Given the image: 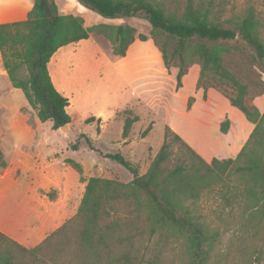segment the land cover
Listing matches in <instances>:
<instances>
[{"label":"trees","instance_id":"1","mask_svg":"<svg viewBox=\"0 0 264 264\" xmlns=\"http://www.w3.org/2000/svg\"><path fill=\"white\" fill-rule=\"evenodd\" d=\"M76 1L108 20L147 21L166 68L178 69L177 90L197 64L201 68L198 89L220 92L255 129L236 159H214L210 164L166 126L163 146L145 175H140L136 164L121 153L103 154L89 136L80 134L76 143H70L73 152H78L85 140L91 151L129 171L132 181L124 184L97 177L86 180L76 215L34 249L0 232V264H164L167 249L178 240L186 246L189 264H216L218 234L195 219L185 203L198 197L197 184L211 180L194 162L222 173L240 163L237 173L246 183L243 193L264 205V113L247 100V86L226 67L224 59L229 53L226 43L241 44L248 53L249 68L264 73V9L251 6L236 20L225 16L229 0ZM157 33L177 40L172 57L159 46ZM93 34L107 39L118 58L126 57L137 39H149L138 35L130 25L87 27L83 18L61 14L56 0H35L27 20L0 24V50L12 86L23 92L41 123L52 122L54 131L73 120L67 111L69 99L55 87L49 63L61 48L88 40ZM175 59L176 64L172 62ZM228 88L238 91L235 99L228 94ZM193 103L191 98L189 109ZM92 121L94 118L87 124ZM138 121V117L125 120L124 140ZM228 131L229 121L221 125L222 133ZM176 147L187 159L170 170L168 164ZM66 163L83 174L81 165L74 160L67 159Z\"/></svg>","mask_w":264,"mask_h":264},{"label":"rangeland","instance_id":"2","mask_svg":"<svg viewBox=\"0 0 264 264\" xmlns=\"http://www.w3.org/2000/svg\"><path fill=\"white\" fill-rule=\"evenodd\" d=\"M4 1L0 3V11L9 9L10 11L7 10L6 16L8 17L10 12L14 14L13 10L15 7L10 5L11 0ZM19 1L26 3L32 2V0ZM229 1L230 4L225 13L226 18L229 19L239 20L251 6L259 10L264 9V0ZM12 2L14 3V1ZM56 2L60 5L61 9L68 7L69 15H76L77 17L83 18L86 26L96 23L94 20L96 17L92 13L79 11L76 8V6H79L80 9L86 10L77 1V3H73L74 1L70 0H56ZM10 7L12 8L10 9ZM16 8L18 11V7ZM5 20L7 19L5 18ZM118 24L122 23L116 22L107 25L119 26ZM134 26L138 35L143 34L151 39L152 27L147 21L137 18ZM94 38L96 37L93 36V39L85 45H76L70 57L73 60L79 56L84 62L82 65L84 69L82 71V78L85 80L83 89L97 99V107L95 106L90 109L91 114L97 116L100 108L110 111L108 106L111 101L115 100L113 94L114 87L106 78L108 69L107 61L105 60L108 56H113L112 45L103 37L106 41L105 46H97ZM157 42L160 47L166 48L168 56L172 57L178 45L177 40L157 33ZM224 47L229 49V53L224 55L226 67L242 84L247 86V100L255 105L261 113H264V108L260 109L256 105L258 99L261 98L264 100V73L257 68H249L248 53L241 44L235 42L226 43ZM134 50L135 47L131 51L133 54L128 60L124 61L125 63L137 57L134 55ZM140 50V56L146 58L152 57L151 51L147 48L143 47ZM190 59L193 60L192 58ZM99 60H102L104 63L102 62L101 64ZM172 62L176 64L178 60L175 59ZM53 66H56V64H53ZM74 67V64L70 65V70L72 71ZM8 82L7 80H0V99L1 101L3 100L0 104V180L10 177L11 171L8 169L9 167L11 169L14 168L17 157L25 153L40 152L44 147H48L45 145H32V142H39L41 140L46 142L47 140L50 144V149L55 150L58 146L61 147L59 141L66 140L62 130H53L52 122L41 123L37 117V111L27 103L23 92L13 88ZM55 84L63 89L64 81L62 78L61 80L55 78ZM134 86L138 91L141 90L137 82L134 83ZM153 89L156 90L155 88ZM228 94L235 99L238 96V91L228 88ZM74 107L75 103L72 101L71 109ZM129 112L131 111L118 113V117L114 118L103 117L101 122H98L97 117L91 115L87 117L84 123H79V117L84 115L81 112L78 118H76V123L68 126L71 130L72 138L75 141L79 139L78 136L80 134H85L92 139L93 146L98 151L103 154L121 153L126 159L136 164L139 168L140 175H145L163 146L164 132L163 129H157L155 134L149 138L150 140H147L148 138L146 137L150 131L149 133L147 131L146 134L144 132L148 128H152V125L148 122L144 129H142L143 124L137 125L135 128L133 125L130 137L135 136V138L131 139V141H125L122 136L124 121L128 117L134 118V113ZM91 118H94L95 121L87 124V121ZM227 121H229V130L232 127L235 132H242V125L238 118L232 115L227 116L222 123ZM58 142L59 145H55ZM70 152L71 159L76 160L85 167L83 174L86 180L91 177H97L127 184L133 179L130 172L118 163L104 159L99 153L91 151L85 140H82L79 152ZM58 153L60 154L61 152L59 151ZM186 159L187 156L181 151L180 147L174 148L168 164L169 169H176ZM224 160L228 159L221 161ZM194 163L202 169V174L206 175L209 179L211 178V180L210 182L207 180L204 183L197 184L198 197L188 200L185 206L195 219L207 226L212 233L218 234L214 252L216 264H264V205L262 201L250 199L243 193L246 183L237 173V168L241 164L231 165L226 169L225 173H222L220 170H208L198 162ZM11 176L14 178V173ZM203 187L205 189H202ZM0 188H9V186L0 183ZM42 194L48 195L51 199L54 198L53 191L47 193L43 190ZM5 204L1 195L0 219L3 218L4 212L6 211ZM54 209L55 207L51 205L49 207L46 205L43 206L38 212L40 219L44 215L51 216ZM4 226L9 231L15 232L20 238L29 234L28 230L23 231L8 221H5ZM164 264H189L187 249L181 240L172 242L171 246L167 249Z\"/></svg>","mask_w":264,"mask_h":264},{"label":"crops","instance_id":"3","mask_svg":"<svg viewBox=\"0 0 264 264\" xmlns=\"http://www.w3.org/2000/svg\"><path fill=\"white\" fill-rule=\"evenodd\" d=\"M2 1L4 0H0V3ZM34 1L26 3L11 0L10 5L15 7H13L14 14L10 12V15L6 17L7 10H10L3 9V11H0V24L25 20L34 6ZM70 1L77 3L76 0ZM16 7H18V11ZM58 7L61 14L69 15L68 7L61 9L59 4ZM76 8L79 11L90 12L96 17L94 18L96 23L87 27L116 22L122 23L118 24L119 26L130 25L135 27L134 24L137 18L108 20L85 7L86 10L80 9L79 6H76ZM93 36L96 37L94 42L97 46H105V39L93 34L88 40L61 48L49 63V72L55 87L64 97L69 99L70 105L67 111L72 117V124L76 123V118L81 112L84 115L79 117L78 122L84 123L88 116L93 115L90 109L97 107V99L83 89L85 80L82 78V71L84 70L82 68L84 64L82 58L77 56L72 60L70 57L76 45H85L93 39ZM133 47H135L134 55L137 57L125 63L124 61L128 60L133 54V52L131 53ZM143 47L151 51V58L139 55L140 49ZM105 60L108 69L106 78L114 87L115 101L110 102L108 106L110 111L100 108L97 116L93 115L98 120L103 119V117H118V113L131 111L134 113V118H139V121L134 123V128L143 124L142 129H144L148 122L152 125L150 133L146 137L147 140H150L149 138L155 134L157 129H163L164 132L165 127L168 126L182 137L207 163H211L214 159H236L255 129V125L249 122L245 115L233 107L230 101L217 90L209 89L205 92L204 89H198L201 74L199 65L196 64L190 68L188 74L183 78L182 88L177 90L178 69L172 68L169 71L166 68L163 56L152 39H148L146 42L137 39L130 47L126 57L118 58L113 55L112 57L108 56ZM99 62L102 64L103 61L99 60ZM53 64H56V66H53ZM72 64L75 67L71 71L70 65ZM55 78L58 80L62 78L64 81L63 89L55 84ZM8 79V72L4 66L0 50V80H7L8 82ZM135 82L138 83L140 91L135 88ZM8 83L12 85L10 79ZM205 94L207 95L206 99ZM191 98L194 99V103L189 109L188 105ZM2 101L0 99V104ZM72 101L75 103L73 109H71ZM256 105L263 109L264 100L258 99ZM231 115L240 120L242 132H235L232 127L227 134L221 132L222 122L227 116ZM72 137L59 141L61 147L58 146L55 150L50 149L47 140L46 142H43V140L32 142V145H45L48 147H44V151L40 150V152L31 154L25 153L17 157L14 168L9 167L8 169L11 171L10 177L0 180L1 184L9 186V188H0V196L2 195L6 203V211L3 218L0 219V232L27 249H34L63 226L66 221L75 216L81 204L87 185L86 178L84 174H80L75 168L66 163L67 159H71L70 143L78 141V139L75 141ZM129 137L125 141H131L135 138V136ZM241 138L242 140H240ZM160 141L159 143H161ZM59 142L55 145H59ZM74 161L80 164L76 160ZM80 165L85 171V167L82 164ZM12 173H14V178L11 176ZM43 190L47 193L53 191L54 198L51 199L48 195L42 194ZM45 205L47 207L51 205L55 209L51 216L44 215L40 219L39 209ZM5 221L23 231L28 230L29 234L23 238L18 237L15 232L9 231L4 226Z\"/></svg>","mask_w":264,"mask_h":264},{"label":"water","instance_id":"4","mask_svg":"<svg viewBox=\"0 0 264 264\" xmlns=\"http://www.w3.org/2000/svg\"><path fill=\"white\" fill-rule=\"evenodd\" d=\"M61 130L62 132H64L66 138H70L72 136L71 130L68 125L63 127Z\"/></svg>","mask_w":264,"mask_h":264}]
</instances>
